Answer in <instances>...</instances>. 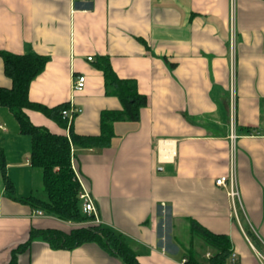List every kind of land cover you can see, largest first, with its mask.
Listing matches in <instances>:
<instances>
[{"label":"crops","instance_id":"obj_1","mask_svg":"<svg viewBox=\"0 0 264 264\" xmlns=\"http://www.w3.org/2000/svg\"><path fill=\"white\" fill-rule=\"evenodd\" d=\"M0 51L48 57L29 97L49 107L73 99L83 108L72 120L80 134L99 135L102 112L122 108L107 93L99 57L147 96L137 121L113 123L109 145L72 149L100 223L125 235L140 264H207L216 249L192 221L229 237L230 264H262L264 0H0ZM74 73L86 76L82 91L72 90ZM9 85L0 56V86ZM0 145L17 197L7 195L0 170V264H8L32 228L74 225L26 201L42 191L41 174L30 163V136L1 106ZM232 169L235 208L216 184ZM17 264L124 263L94 242L68 250L38 239Z\"/></svg>","mask_w":264,"mask_h":264},{"label":"trees","instance_id":"obj_2","mask_svg":"<svg viewBox=\"0 0 264 264\" xmlns=\"http://www.w3.org/2000/svg\"><path fill=\"white\" fill-rule=\"evenodd\" d=\"M0 56L3 59L4 72L10 79L9 86H0V106L8 108L19 123L20 132L30 136V163L39 170L40 187L46 193L44 199L34 195L27 197L26 201L32 202L35 207L43 209L49 215L77 224L69 231L55 227L32 228L29 238L14 249L8 264H17L19 255L38 239L55 249L68 250L94 242L109 254L120 258L124 264H140L124 234L110 226L92 221L94 216L83 212L81 183L73 166L72 149L109 145L114 135L113 123L117 120L137 121L141 109L147 106V96L139 91L136 80L120 78L108 57H99L95 66L105 75L107 93L118 97L122 108L102 112L99 135L80 134L74 131L73 122L69 124L62 115L67 103L49 107L34 102L29 97L31 82L44 70L47 56L7 51H0ZM27 109L44 113L61 127L68 128L69 134L52 132L45 126L34 124L26 112ZM6 167L4 148L0 145V170L6 193L17 198L15 185L9 178ZM192 227L216 249L207 264H230L231 241L227 235L214 233L196 221H192Z\"/></svg>","mask_w":264,"mask_h":264},{"label":"built area","instance_id":"obj_3","mask_svg":"<svg viewBox=\"0 0 264 264\" xmlns=\"http://www.w3.org/2000/svg\"><path fill=\"white\" fill-rule=\"evenodd\" d=\"M88 60H93L92 56H88ZM86 84V76L82 73H74L73 74V83H72V90L73 92H79L82 91L85 87ZM83 112V108L80 106L76 105L71 99L67 106L63 108L62 110V115L68 120L69 124H71L72 120L79 115L80 113ZM77 178L79 182L81 183V192H80V198L82 199V209L83 212L86 213L87 215H93V220L97 223H100L97 213H96V208L95 204L93 202V199L88 192V190L84 187V185L81 182V178L76 171ZM216 184L219 186L225 187L228 190V195L231 199V202L233 204V207L235 208L237 204L241 203V193H240V188L238 185V182L236 180V175L234 172V169L230 172L228 175H223L220 176L216 179ZM36 213L38 215H43V211L41 209H37ZM261 258V263L264 264V256L260 255ZM237 259L236 253H232L230 257L231 263H235ZM182 264H188L187 259H184Z\"/></svg>","mask_w":264,"mask_h":264},{"label":"rangeland","instance_id":"obj_4","mask_svg":"<svg viewBox=\"0 0 264 264\" xmlns=\"http://www.w3.org/2000/svg\"><path fill=\"white\" fill-rule=\"evenodd\" d=\"M21 179V178H20ZM15 184H17V183H15ZM25 189V188H24ZM38 197L39 198H41V199H44V198H46V193L44 192V191H40L39 193H38ZM43 211V210H42ZM70 222V221H69ZM73 223V225H77L75 222H72Z\"/></svg>","mask_w":264,"mask_h":264}]
</instances>
